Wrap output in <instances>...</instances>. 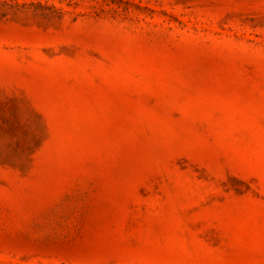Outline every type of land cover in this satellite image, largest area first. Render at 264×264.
Segmentation results:
<instances>
[{
	"label": "rangeland",
	"instance_id": "rangeland-1",
	"mask_svg": "<svg viewBox=\"0 0 264 264\" xmlns=\"http://www.w3.org/2000/svg\"><path fill=\"white\" fill-rule=\"evenodd\" d=\"M0 264H264V0H0Z\"/></svg>",
	"mask_w": 264,
	"mask_h": 264
}]
</instances>
